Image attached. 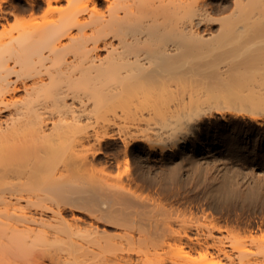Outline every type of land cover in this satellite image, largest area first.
<instances>
[{
  "label": "bare ground",
  "instance_id": "bare-ground-1",
  "mask_svg": "<svg viewBox=\"0 0 264 264\" xmlns=\"http://www.w3.org/2000/svg\"><path fill=\"white\" fill-rule=\"evenodd\" d=\"M2 27L0 264H153L171 240L202 258L173 264H264L168 209L186 187L147 193L157 166L264 150V0H0ZM79 231L97 255L50 250Z\"/></svg>",
  "mask_w": 264,
  "mask_h": 264
},
{
  "label": "rangeland",
  "instance_id": "rangeland-1",
  "mask_svg": "<svg viewBox=\"0 0 264 264\" xmlns=\"http://www.w3.org/2000/svg\"><path fill=\"white\" fill-rule=\"evenodd\" d=\"M25 12H22L19 15L17 21L39 22L43 21L45 15H47L45 14L47 13L45 10L33 11V13H31V11ZM229 12L227 11V13ZM222 14H226V12ZM221 15L217 14V16ZM4 32L5 29L3 27L0 28V33ZM5 113L7 114V112H4L2 114L3 117L5 116ZM190 161H180V164L177 163L179 164L178 166H176L177 164L172 165L169 167L170 169L168 167H166V169L164 167L160 169V166H157L158 168H156L157 170L155 171L156 174L149 179L147 178V180L153 182V184L155 183L152 186V183L149 184L150 182L148 181V185L151 187L148 186V190L146 189L147 193L153 191L152 187H156V183L159 188L165 184V186L168 187L170 186L169 183H171L172 186L168 188L163 187L164 189L161 188L162 190L160 189L161 193L167 192L166 194H170L171 188L173 191L171 194H173L177 188H179L177 190H182V192L187 188L188 190L184 191L185 195L183 193H181L183 194L181 196L172 195L174 201L170 200V197H167L169 200L166 199L165 201L169 204L168 209H174L175 215L179 214L180 217H182L181 219L184 218L188 222L194 223L195 227L201 232L207 233L209 232V229H212L216 240L224 243L226 249H228L230 253L232 252L233 256L239 255L243 248L256 249L263 246L264 185L259 188L257 185L258 180L256 178L261 175L264 180V150H261L256 154L251 153L250 155H239L234 157H229L228 154H223L221 156L215 154L210 155L207 160L205 159L198 163L195 161L193 162V160ZM173 166H176V171L175 167L172 171L171 168ZM166 173H169L168 178L171 180L167 179ZM174 173L176 174L173 175ZM159 174L161 175L159 176ZM154 177H157V179ZM158 177H160V182ZM176 182L177 185L175 184ZM227 183L233 188L229 190L225 189L224 185ZM174 185H176V187H174ZM149 188L151 189L149 190ZM186 196H188V200L190 199L192 201L186 200ZM190 196H192L193 199L192 197L190 198ZM179 198H182V201H184L182 202ZM178 201L179 205L177 204ZM172 205L174 208L171 207ZM69 212H72V210H69ZM77 212L80 215L84 214L79 211H76V213ZM35 213L37 215L44 214V217L50 215L49 211H42V213L35 211ZM70 215L71 213H69V216ZM104 227H106V225L104 223L101 224V229ZM108 230L110 233L120 234L124 232L123 227L116 224H113V227ZM117 236L118 239L122 238L121 236L119 237L118 234ZM123 239H121V241ZM82 244L87 249L84 254L88 257H91L100 251V247L95 242L90 241V237H88L87 233L80 231L70 235L69 238L67 236H62V238L56 239L51 244L50 250L67 253L68 247H73L74 245L81 246ZM235 245L238 246L237 249L233 248ZM82 249L83 248H81L79 252H83L81 251ZM49 257L50 256L45 257V263L42 264H55ZM148 258L153 264H156L160 259H165L168 264H173L174 259L188 263L199 262L202 260L200 254L197 252H185L184 250H181L180 245L174 240L164 243L159 242L156 246L151 247ZM24 260H26L24 262L25 264H32L33 262L32 259H23V261ZM108 264H128V262L113 261Z\"/></svg>",
  "mask_w": 264,
  "mask_h": 264
}]
</instances>
